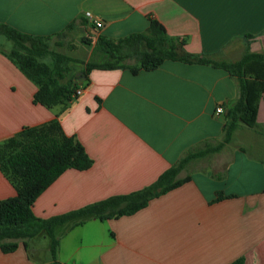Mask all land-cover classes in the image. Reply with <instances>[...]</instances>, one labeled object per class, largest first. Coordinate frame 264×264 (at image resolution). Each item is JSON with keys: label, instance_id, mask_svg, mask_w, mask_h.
<instances>
[{"label": "crops", "instance_id": "1", "mask_svg": "<svg viewBox=\"0 0 264 264\" xmlns=\"http://www.w3.org/2000/svg\"><path fill=\"white\" fill-rule=\"evenodd\" d=\"M151 18L188 51L214 59L264 50V0H0V21L50 36L52 47L79 59L97 34L116 40L147 31ZM77 67L81 92L47 107L33 101L36 83L0 49V140L57 117L92 159L85 169L66 168L35 198L39 216L152 182L189 149L221 139L225 103L237 95L236 78L209 63L165 59L137 72L95 67L87 76ZM186 173L190 179L131 214L61 224L56 263L227 264L242 255L244 264H264V90L255 127L240 124L219 151L179 175ZM218 191L229 195L212 200ZM14 193L0 170V198ZM39 234L50 252L41 231L27 247L0 248V264H52L51 253L41 256Z\"/></svg>", "mask_w": 264, "mask_h": 264}, {"label": "trees", "instance_id": "2", "mask_svg": "<svg viewBox=\"0 0 264 264\" xmlns=\"http://www.w3.org/2000/svg\"><path fill=\"white\" fill-rule=\"evenodd\" d=\"M71 26L69 23L64 30ZM0 33L11 41L9 46L1 47V51L36 83L33 101L47 107L65 106L76 95L77 66L87 76L95 67H127L137 72L141 68H153L165 59H177L221 67L237 80L236 97L225 103L227 111L221 139L189 149L142 187L115 193L62 213L39 216L33 212L32 203L66 168L85 169L91 165L92 159L82 143L74 135L64 132L57 117L25 125L2 138L0 170L15 189L13 195L0 198V248L5 252L13 251L19 244L27 247L28 238L42 231L50 238L52 264H55L60 242L56 234L59 225L79 224L88 217L104 219L135 212L151 198L190 179V173L179 175L180 171L190 161L219 151L231 140L240 124L255 127L257 123L259 99L264 90V50L245 48L237 59H214L205 53L188 51L183 38L168 34L154 18L150 19L147 31L130 32L116 40L97 34L93 42H89L91 47L86 59L55 49L50 44V36L31 34L6 22L0 21ZM85 40L88 39L85 37ZM128 58L134 61H128ZM228 195L218 191L212 200ZM227 264H244V256L240 255Z\"/></svg>", "mask_w": 264, "mask_h": 264}, {"label": "rangeland", "instance_id": "3", "mask_svg": "<svg viewBox=\"0 0 264 264\" xmlns=\"http://www.w3.org/2000/svg\"><path fill=\"white\" fill-rule=\"evenodd\" d=\"M10 42H11V41H10L9 39H7L3 34L0 33V45L7 46V45H10ZM127 60H128V61H134L133 58H128ZM203 165H204V163H203ZM203 168H204V169H207V168H209V167H207V165H206V166H204ZM62 226H63V225H59V226L56 228V234H57V235H58V234L60 235V233H61V231H62V229H63ZM41 235H43V234H39V235L37 236L36 239H39V243H40V245L42 246V248L39 250L40 253H41L42 258L47 259V258H50V252H49V250H48L47 248H45V239H44V238H41V237H43V236H41ZM78 235H79V234H78ZM45 237H46V239H49V238H48L49 236L46 235ZM31 252H32L33 256H34L36 259L40 258V257L38 256V254H37L34 250H32ZM56 264H60V263L57 262ZM67 264H71V263H70V262H67Z\"/></svg>", "mask_w": 264, "mask_h": 264}, {"label": "built area", "instance_id": "4", "mask_svg": "<svg viewBox=\"0 0 264 264\" xmlns=\"http://www.w3.org/2000/svg\"><path fill=\"white\" fill-rule=\"evenodd\" d=\"M86 14H87L88 17H91V13H90V11H87ZM95 23H96V25H100V24H101V22L98 21V20L95 21ZM79 92H81V89H80V88H77V89H76V94H78ZM222 110H223V107H222V106L219 105L218 107H216V111H217V112H220V111H222Z\"/></svg>", "mask_w": 264, "mask_h": 264}, {"label": "water", "instance_id": "5", "mask_svg": "<svg viewBox=\"0 0 264 264\" xmlns=\"http://www.w3.org/2000/svg\"><path fill=\"white\" fill-rule=\"evenodd\" d=\"M225 111H227V109Z\"/></svg>", "mask_w": 264, "mask_h": 264}]
</instances>
